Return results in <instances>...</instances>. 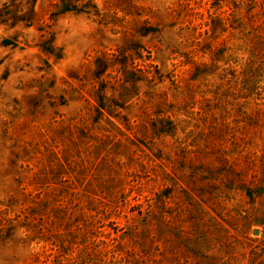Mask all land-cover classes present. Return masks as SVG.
Returning a JSON list of instances; mask_svg holds the SVG:
<instances>
[{
	"label": "rangeland",
	"instance_id": "374dc122",
	"mask_svg": "<svg viewBox=\"0 0 264 264\" xmlns=\"http://www.w3.org/2000/svg\"><path fill=\"white\" fill-rule=\"evenodd\" d=\"M0 264H264V0H0Z\"/></svg>",
	"mask_w": 264,
	"mask_h": 264
},
{
	"label": "water",
	"instance_id": "95a60500",
	"mask_svg": "<svg viewBox=\"0 0 264 264\" xmlns=\"http://www.w3.org/2000/svg\"><path fill=\"white\" fill-rule=\"evenodd\" d=\"M254 233H255V235L258 234V232H254Z\"/></svg>",
	"mask_w": 264,
	"mask_h": 264
}]
</instances>
